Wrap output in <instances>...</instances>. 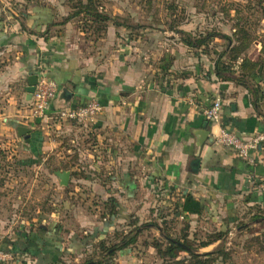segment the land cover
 Returning a JSON list of instances; mask_svg holds the SVG:
<instances>
[{
	"label": "crops",
	"instance_id": "0c3cea01",
	"mask_svg": "<svg viewBox=\"0 0 264 264\" xmlns=\"http://www.w3.org/2000/svg\"><path fill=\"white\" fill-rule=\"evenodd\" d=\"M33 8L22 19H0V132L15 134L14 130L20 126L31 129L27 137H18L16 132L27 153L43 159L47 154H64L62 161L69 167L56 171V175L70 172V183L81 187L93 185L103 192L100 193L103 207L99 211L103 233L98 234L94 246L99 259V244L104 241L110 244L111 240L115 243L114 233L121 224L117 220L118 207L113 210L109 202L118 199L107 194L111 186L122 189L121 193L127 191L129 198L139 197L137 191L133 195L131 192L144 180L160 186L161 193L148 194L143 201L145 205L146 199L166 202L163 208L159 204V222L171 217L175 222L180 218H201L209 214L211 205L220 208L239 202L237 198L241 195L255 197V191L262 190L264 147L254 154L256 162L252 164L225 146L210 141L203 144L199 135L208 131L213 137L224 128L245 136L264 132V119L256 114L248 91L220 80L215 62L191 50H185V58L177 56L176 51H167L173 61L168 62L165 54L162 65L147 73V68L130 53L123 58L117 53L112 60L82 56L75 46L56 36L57 20L51 10L40 5ZM40 73L59 88L47 115L95 99L104 107L97 124L92 128L59 126L48 120L30 119L28 78ZM11 83L21 88L17 93L20 99L10 89ZM216 99L223 102L220 123L209 122L203 115L204 109ZM66 138L73 145L63 146ZM76 142L78 145L81 142L80 147L74 145ZM74 149H91L86 151L87 165L76 162L78 154ZM94 156L100 164L97 181L81 172L92 167L89 164ZM187 196L201 203V214L182 213ZM130 215L142 220L138 214ZM158 233L163 234L160 230ZM72 234L63 238L61 227L56 225L18 232L15 239L10 236L9 243L1 245L0 253L6 258L0 259V264H67L68 252L80 247ZM20 257L23 260L19 262Z\"/></svg>",
	"mask_w": 264,
	"mask_h": 264
},
{
	"label": "rangeland",
	"instance_id": "374dc122",
	"mask_svg": "<svg viewBox=\"0 0 264 264\" xmlns=\"http://www.w3.org/2000/svg\"><path fill=\"white\" fill-rule=\"evenodd\" d=\"M37 5L52 11V17L57 20L56 36L63 43L75 46V49L83 53L82 56L112 60L117 53L122 58L130 53L131 57L147 68V73L162 65L165 54L168 62L173 61L171 52L167 51H176L177 56L183 55L182 58H185V50H191L195 54H204L212 62L225 50L229 51L228 42L221 39L211 42L203 50L190 49L183 42L186 36L182 32L193 38L207 33H221L232 37L235 45L237 39L240 40L237 34L248 31L252 38L244 51L245 57L250 61L261 58L264 0H0V19H22L24 13L29 14ZM21 6L24 8L21 9ZM98 16L103 17V20L95 19ZM237 45L242 46L243 43L237 42ZM237 74H240L239 70ZM17 85L10 84L14 94L21 91ZM17 96L20 99L21 95ZM260 110L264 119V103ZM14 132L15 134L0 132V248L6 241L9 243L10 236L15 239L18 232L56 225L61 227L63 238L74 233L73 237L80 243L77 250L66 255L67 264L102 261V254L99 259L94 246L99 239L98 234L103 233L100 230L103 219L99 212L103 207L100 194L103 192L89 184H84L83 187L76 183L62 186L55 172L69 167L62 161L64 154H47L44 159L29 154L23 149L24 143L16 137V130ZM63 141V146L73 145L69 138ZM80 144L81 142L79 145L76 142L74 145L80 147ZM74 150L78 154L76 162L87 165L86 151L91 149ZM91 159L89 165L92 167L81 172L88 173L92 180L97 181L99 160L95 156ZM70 164L72 165V161ZM108 173L113 174L114 171ZM147 181L144 180L141 186L136 184L133 187L131 194L137 191L139 195L131 197L133 200L127 197V191L121 193L122 189L111 186L107 190V194L118 198L115 200V208L118 207L120 211L117 218L121 222L118 224V231L127 229L131 213L141 216L143 223L140 221L139 225L162 223L158 221L157 210L163 208L166 202L146 199L147 204L143 203L146 195L162 192L160 186L148 184ZM261 189L255 191V197L245 194L237 198L240 199L239 202L228 203L220 208L215 204L211 205L213 213L210 211L201 218H180L175 222V218L171 220V217L166 226L172 234L168 241H179L184 246L188 243L198 250L204 243L224 233L226 236L222 240L200 249L199 253L223 249L227 254L226 260L216 255L213 264H264V187ZM167 193L164 194L168 195ZM107 234L111 235L109 232ZM184 234L189 235L188 238H182ZM161 238L163 234H159L157 229L146 227L136 245L119 251L114 256L115 259L110 257L103 260V264L173 263L172 260L162 259L151 246L159 239L165 247L167 240ZM185 247L186 249L182 248L191 250ZM184 258L188 259L190 256L181 252L179 259ZM22 260V257L18 259L19 262Z\"/></svg>",
	"mask_w": 264,
	"mask_h": 264
},
{
	"label": "trees",
	"instance_id": "16d2710c",
	"mask_svg": "<svg viewBox=\"0 0 264 264\" xmlns=\"http://www.w3.org/2000/svg\"><path fill=\"white\" fill-rule=\"evenodd\" d=\"M260 4H263V2ZM90 8L91 7H89V9ZM98 14L100 16L103 15L102 13ZM100 16L96 17L95 19L103 20V17ZM181 34L186 36L183 42L190 49L197 48L203 50V48H207L208 44L215 41L216 39L226 40L228 42L227 47L229 51L225 50L218 56L217 60L215 61V73L220 80L224 82L234 83L235 85L241 86L243 89L247 90L249 95L251 96V102L256 114L263 117V115H261L260 109L262 103H264V87H262L261 84L264 79V38L263 41H260V43L262 44L261 58L258 61H250L245 57L244 54V51L249 47L252 38L251 33L248 31L244 32L241 35L237 34V38H240V40L238 41L237 39L236 44L237 42H241L243 43L242 46H236V44L233 45L232 37L221 33H207L206 35H200L194 38L186 32H182ZM223 59H226L227 61H224ZM167 66L165 68H167ZM237 70L240 71V74H237ZM257 79H259V81H257ZM262 83H264V81ZM76 174L77 173H75V175ZM110 202L111 205H113L112 208L114 210L116 207L115 201L112 200ZM182 211V213L201 214L203 208L200 202L196 201L190 196H187L182 206ZM139 222V218H134L133 216H131L130 223L127 229H123L122 231H115L113 237L115 243H113V240H111L109 241L110 244H107L108 242L106 241L99 244L100 254H102V256H106L104 259L114 257L119 251H123L137 244L139 237L142 236V233H144V229L146 227H150L162 231L163 238L161 239L167 240V244L165 245V247L163 246V241L159 239L151 244V246L156 250L157 254L162 259L173 261V263L167 261L166 264H213L216 261V255L222 257L223 260H226L227 254L223 249L209 253H199L200 249L209 247L212 244L222 240L226 236V234L224 233H220L218 237L212 239L207 243H204L198 250L194 249L192 245L185 243V246L191 249L190 251H187L179 245V241H168V239L171 238L172 234L169 229L166 228V225L168 224L166 220H163L161 224L153 223L149 225H139ZM185 234L182 238H188L189 235ZM181 252L187 253L190 258L179 259ZM95 264H103V261L96 262Z\"/></svg>",
	"mask_w": 264,
	"mask_h": 264
},
{
	"label": "built area",
	"instance_id": "2783aa9c",
	"mask_svg": "<svg viewBox=\"0 0 264 264\" xmlns=\"http://www.w3.org/2000/svg\"><path fill=\"white\" fill-rule=\"evenodd\" d=\"M38 81L36 91L33 94L30 104V119L48 120L54 125H72L79 127H94L99 116L103 113L104 107L98 100L92 99L86 105L76 108H63L47 115L49 107L57 99L59 92L58 85L49 79L44 73L37 74ZM203 115L209 122L220 123L223 116V102L220 99L213 101L204 109ZM214 143L231 149L238 157L254 164L255 153L264 147V132H258L251 136H245L227 129H221L220 133L213 136ZM261 186V188H263ZM6 255L0 253V259Z\"/></svg>",
	"mask_w": 264,
	"mask_h": 264
},
{
	"label": "water",
	"instance_id": "95a60500",
	"mask_svg": "<svg viewBox=\"0 0 264 264\" xmlns=\"http://www.w3.org/2000/svg\"><path fill=\"white\" fill-rule=\"evenodd\" d=\"M38 77L37 75L30 74V77L28 78V86L26 88V93H27V99L30 101L33 97V94L36 91V85H37ZM31 129L20 126L16 128V132L18 137H27L31 133ZM201 136L202 143L204 144L207 141H210V143H214L213 137H210V133L208 131H203L202 133L199 134ZM57 176L61 180V185L64 187H67L70 183V178H71V173L70 172H57ZM172 242H176L175 240H171ZM181 247L185 248L186 247L182 244H179Z\"/></svg>",
	"mask_w": 264,
	"mask_h": 264
}]
</instances>
